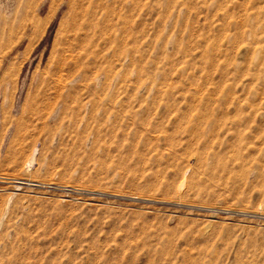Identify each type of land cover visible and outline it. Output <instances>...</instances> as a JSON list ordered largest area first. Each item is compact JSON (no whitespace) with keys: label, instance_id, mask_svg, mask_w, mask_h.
Here are the masks:
<instances>
[{"label":"rangeland","instance_id":"374dc122","mask_svg":"<svg viewBox=\"0 0 264 264\" xmlns=\"http://www.w3.org/2000/svg\"><path fill=\"white\" fill-rule=\"evenodd\" d=\"M0 264H264V0H0Z\"/></svg>","mask_w":264,"mask_h":264}]
</instances>
